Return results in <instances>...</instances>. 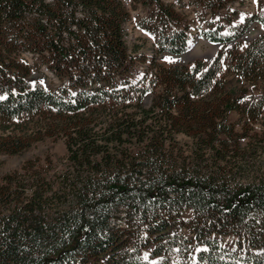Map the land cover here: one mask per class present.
Returning a JSON list of instances; mask_svg holds the SVG:
<instances>
[{
    "label": "trees",
    "instance_id": "obj_1",
    "mask_svg": "<svg viewBox=\"0 0 264 264\" xmlns=\"http://www.w3.org/2000/svg\"><path fill=\"white\" fill-rule=\"evenodd\" d=\"M234 1L0 0V154L65 149L0 172V264H264V33L235 41L264 12L225 35ZM189 4L221 48L163 60L189 47ZM138 5L152 56L125 39Z\"/></svg>",
    "mask_w": 264,
    "mask_h": 264
},
{
    "label": "rangeland",
    "instance_id": "obj_2",
    "mask_svg": "<svg viewBox=\"0 0 264 264\" xmlns=\"http://www.w3.org/2000/svg\"><path fill=\"white\" fill-rule=\"evenodd\" d=\"M172 1V0H167ZM192 6L189 4L186 8L189 10V18L192 19V40L190 42L191 45V51L193 54V59L196 58H204L206 61H210L213 59V57L216 55V53L221 48L220 45H212L208 43L205 38L202 36L201 32L199 31L198 25L200 23L199 20H197V17L195 16L193 10L191 8ZM236 8V13L233 15L232 22L228 23L227 21H222V27L221 31L225 35H229L230 32H232V29L235 28V25H238L239 23H242L245 18L250 17L253 14L257 13H263L264 12V0H243L240 1H234L231 3V8ZM153 10L152 6L145 7L138 5L135 8H129L130 11V19H128L124 24V30H125V39L128 44L129 50L136 51V52H142L147 56H152L154 53V39L150 32L146 31L144 28H142L141 25H139V20L141 18L147 17ZM221 13V16L226 14L227 8H223L219 10ZM209 17H215L214 15L206 14L205 19ZM202 22V21H201ZM202 27L205 26V24L202 22ZM207 26V25H206ZM207 28V27H206ZM260 30L258 33L253 34L252 38L257 36L260 33H264V27L257 23L253 22L250 24V26L246 29V31L240 36V38L236 39L237 41V48L239 50H243L247 43L252 39H245L242 38L244 34L248 32V30ZM235 41H230L228 44H233ZM228 48V47H227ZM226 49V47H225ZM26 60L29 62H34V58H31L30 56L26 55L24 56ZM189 60V61H191ZM36 67H33L29 79L31 81H37L41 84H43L46 87H54L56 84L59 83L58 78L55 76V74L52 72L51 69L48 68L46 64H41V60L38 59L36 62ZM142 64H137L138 69H141ZM226 85L227 87L236 88L240 85L239 78L235 74H226ZM238 116L237 112L233 111L229 113L230 119H236ZM264 120V117H263ZM260 122H256L255 127L260 128L259 126ZM178 139L182 142H189L190 138L180 134L178 136ZM242 143H245V140H242ZM45 153H49L55 161L59 160L61 157H63L65 153L64 144L62 140H51L47 139L41 142H38L28 148L27 150H24L17 154H0V172L11 170L20 163L25 160L28 157L36 156V155H43ZM256 161H258L261 164L263 173H264V152L260 153V155L256 158Z\"/></svg>",
    "mask_w": 264,
    "mask_h": 264
},
{
    "label": "water",
    "instance_id": "obj_3",
    "mask_svg": "<svg viewBox=\"0 0 264 264\" xmlns=\"http://www.w3.org/2000/svg\"><path fill=\"white\" fill-rule=\"evenodd\" d=\"M260 30H248V32L246 34H244L242 36V38H245V39H251L252 38V35L253 34H256L258 33ZM191 45L189 46V48L183 52L182 54H178V55H171V54H163L160 56L161 59L163 60H171V61H174L176 63H186L188 62L189 60H191L194 56L191 55Z\"/></svg>",
    "mask_w": 264,
    "mask_h": 264
},
{
    "label": "bare ground",
    "instance_id": "obj_4",
    "mask_svg": "<svg viewBox=\"0 0 264 264\" xmlns=\"http://www.w3.org/2000/svg\"><path fill=\"white\" fill-rule=\"evenodd\" d=\"M190 54L193 55L192 52Z\"/></svg>",
    "mask_w": 264,
    "mask_h": 264
},
{
    "label": "snow or ice",
    "instance_id": "obj_5",
    "mask_svg": "<svg viewBox=\"0 0 264 264\" xmlns=\"http://www.w3.org/2000/svg\"><path fill=\"white\" fill-rule=\"evenodd\" d=\"M0 99H2V97H0Z\"/></svg>",
    "mask_w": 264,
    "mask_h": 264
}]
</instances>
